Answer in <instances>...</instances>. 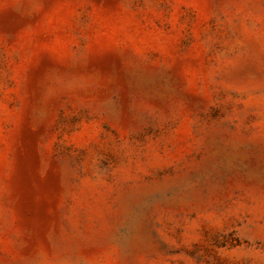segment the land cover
Returning a JSON list of instances; mask_svg holds the SVG:
<instances>
[{
  "label": "rangeland",
  "instance_id": "1",
  "mask_svg": "<svg viewBox=\"0 0 264 264\" xmlns=\"http://www.w3.org/2000/svg\"><path fill=\"white\" fill-rule=\"evenodd\" d=\"M0 264H264V0H0Z\"/></svg>",
  "mask_w": 264,
  "mask_h": 264
}]
</instances>
